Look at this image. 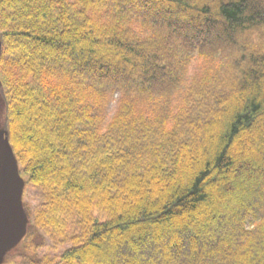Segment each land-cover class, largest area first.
<instances>
[{
	"label": "trees",
	"instance_id": "16d2710c",
	"mask_svg": "<svg viewBox=\"0 0 264 264\" xmlns=\"http://www.w3.org/2000/svg\"><path fill=\"white\" fill-rule=\"evenodd\" d=\"M0 41L18 264H264V0H0Z\"/></svg>",
	"mask_w": 264,
	"mask_h": 264
},
{
	"label": "flooded vegetation",
	"instance_id": "af4514ba",
	"mask_svg": "<svg viewBox=\"0 0 264 264\" xmlns=\"http://www.w3.org/2000/svg\"><path fill=\"white\" fill-rule=\"evenodd\" d=\"M8 145L5 143L0 144V156H3L6 150L8 149ZM9 161V162H7ZM16 175L21 178L22 186L20 191V199L22 201V214L18 216L13 211V186L11 182V178L13 176V165L9 158L0 163V178H1V214L3 211L4 217H8L9 223L8 225L4 224L5 218H3L2 222H0L1 229H4L3 235L0 237V247L7 243L14 241L18 235L22 236L23 233L26 236L25 232V224L28 223V207L26 201L28 200V186L26 182H24L22 178V174L16 168ZM20 219L22 220V224L19 225ZM3 223V224H2ZM2 224V225H1ZM21 228V232L19 230ZM24 238V237H23Z\"/></svg>",
	"mask_w": 264,
	"mask_h": 264
},
{
	"label": "rangeland",
	"instance_id": "374dc122",
	"mask_svg": "<svg viewBox=\"0 0 264 264\" xmlns=\"http://www.w3.org/2000/svg\"><path fill=\"white\" fill-rule=\"evenodd\" d=\"M165 12L166 13H168V14H171V12L169 11V10H165ZM178 25H180V23L178 24ZM177 25V26H178ZM186 30H187V27H184ZM187 33H189V32H187ZM83 36H88V35H84V34H82ZM223 38V37H222ZM21 47H24L23 45H21ZM103 47H105L106 49H110V45L109 44H104L103 45ZM160 53V52H159ZM142 54H143V52H142ZM148 58H150L151 59V54H150V52L149 51H147L146 52V54H145ZM153 59V58H152ZM114 105H115V102H113L112 103V105H111V107H114ZM0 133H1V131H0ZM2 141H3V139L0 137V144L2 143ZM253 143L254 142V138H253V136H249L248 137V139H246V140H244V141H242L241 143H239V147H240V149L242 148H244L248 143ZM206 146H207V144H206ZM192 160H195V156H193L192 158H191ZM59 165H60V163H59ZM187 164H186V162L182 165V167L185 169H187ZM183 170V169H182ZM184 171V170H183ZM186 171H184V173H185ZM181 173H182V171H181ZM25 177V179H27V177H26V175L24 176ZM174 182H176V179H174ZM233 184V183H232ZM170 185V184H169ZM169 185H165L164 186V190H163V192H166L167 190V188H168V186ZM233 185H235V184H233ZM146 201H148L149 202V197L147 198V200ZM28 202H29V207H32L31 209H35V208H37L38 206V204H39V202H41V196H40V194H39V188L38 187H36V186H32L31 184H29L28 183ZM37 206V207H36ZM35 207V208H34ZM260 207H262V206H260ZM246 210V209H245ZM34 223H36V219L34 220L33 219V224ZM207 224H205L204 225V228H205V226H206ZM197 231H196V233L200 236V235H203L205 232L203 231V228H197L196 229ZM5 231V230H4ZM234 235H235V232H232V234L230 233V234H228V233H225V232H222L221 234L219 233V235L217 236V238H216V240H213V241H211V243L212 244H217V241H219L220 239H222V238H228L229 236H233L234 237ZM160 241L161 242H167V241H170L167 237H165V236H162L161 237V239H160ZM171 242V241H170ZM172 244V245H171ZM171 250L172 251H177L179 248H181V247H184L185 249H187V247H190V242L187 240V238H184L183 240H181V241H179V242H174V243H172L171 242ZM198 247H201L202 245L200 244V242L197 240V244H196ZM66 245H63L62 247H60L59 248V252H60V250H62V248H64ZM192 247V246H191ZM190 247V248H191ZM124 250H127V248L126 247H124L123 248ZM128 250H129V248H128ZM41 251H43V252H50V249H49V247L47 246V247H45V248H42L41 249ZM19 254H15L14 253V255H12V257L10 258V259H8V261H7V264H18V262L17 261H19ZM167 257H169V253H164V255L163 256H159V255H155L154 256V259H155V261L156 262H161V261H163V259H165V258H167ZM186 258L188 257V255L186 254V256H185Z\"/></svg>",
	"mask_w": 264,
	"mask_h": 264
},
{
	"label": "water",
	"instance_id": "95a60500",
	"mask_svg": "<svg viewBox=\"0 0 264 264\" xmlns=\"http://www.w3.org/2000/svg\"><path fill=\"white\" fill-rule=\"evenodd\" d=\"M7 158H9L12 162V165H13V176L11 178V182H12V186H13V190H14V207H13V211L15 214H17L18 216H21V209H20V205H19V194H20V191H21V180L17 177L16 175V161H15V158H14V155H13V152L10 148H8L6 150V152L4 153L3 156H0V163L1 161H4L6 160ZM9 162V161H8ZM0 191H1V178H0ZM0 207H1V201H0ZM22 224V220L20 219L19 221V225ZM21 232V228L19 230V233ZM20 235L17 236V238L12 241V242H7L5 244H3L0 248H5L7 246H10V245H13L17 240H18V237Z\"/></svg>",
	"mask_w": 264,
	"mask_h": 264
}]
</instances>
